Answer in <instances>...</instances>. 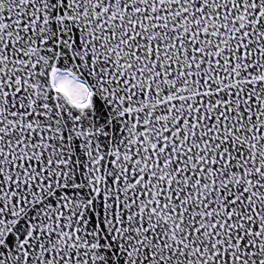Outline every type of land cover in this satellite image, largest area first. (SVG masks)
Here are the masks:
<instances>
[{
    "label": "snow or ice",
    "instance_id": "1",
    "mask_svg": "<svg viewBox=\"0 0 264 264\" xmlns=\"http://www.w3.org/2000/svg\"><path fill=\"white\" fill-rule=\"evenodd\" d=\"M0 264H264V0H0Z\"/></svg>",
    "mask_w": 264,
    "mask_h": 264
}]
</instances>
